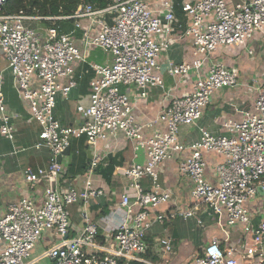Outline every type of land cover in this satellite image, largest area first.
Wrapping results in <instances>:
<instances>
[{"label":"built area","instance_id":"built-area-1","mask_svg":"<svg viewBox=\"0 0 264 264\" xmlns=\"http://www.w3.org/2000/svg\"><path fill=\"white\" fill-rule=\"evenodd\" d=\"M162 14L157 15L150 0H115L103 9L86 4L82 11L63 17H41L2 12L0 0V51L8 61L15 87L28 102L33 119L40 126L37 149L51 151L48 165L23 170L24 180L33 186L46 181L43 201L25 196L0 214V264H154L144 257L148 250L146 236L154 223L164 224L175 217H193L200 205L217 215V226L223 237H213L194 259L195 264H264V212L254 225L250 200L262 195L264 209V83L257 91L255 113H245L241 121L226 120L227 133L213 135L200 128L201 139L190 146L179 140L180 128L197 125L212 94L238 83V69L224 63H209L220 46L245 45L258 32L264 33V0H183L182 12L187 23L181 37L193 47V59L169 64V73L181 79L192 72L198 78L191 92L174 96L153 119L139 123L129 97L121 85L146 90L164 84L159 57L174 41L177 0H159ZM111 13V23L106 15ZM90 18L92 24L83 29L84 43L108 51L113 59L108 64H92L94 78L90 82V103L80 110V123L62 125L55 117L56 97H68L77 85L73 63L85 60L75 44L72 31L61 32L51 26L46 33L26 24L32 20ZM96 25V34L90 31ZM205 75L202 68L208 64ZM69 77L66 85L60 78ZM37 83L38 87H35ZM12 115L0 82V133L14 139ZM157 128L152 134L147 130ZM161 125V127L159 126ZM163 125V126H162ZM122 131L130 141L135 155L143 152L145 163L115 167L130 179V188L117 197L118 222L107 227L115 246L98 240V221L83 212L82 228L72 235L70 208L105 196L103 188L94 185L91 174L102 161L96 151L100 140H107ZM85 138L93 148V157L82 189L60 184L63 166L57 158L71 145L72 139ZM191 153L179 166L180 174L192 183V206L174 212L159 211L172 198L160 182L159 167L175 154ZM217 153L223 161L216 167L218 182L206 178L205 154ZM151 179L153 188L146 191L141 179ZM260 188L263 194L260 193ZM157 212V214H156ZM101 221L106 222V217ZM200 222V220H199ZM241 227L242 243L232 242V230ZM42 239L54 242L32 258L30 251ZM167 251L169 242L163 240ZM121 260L124 262L122 263Z\"/></svg>","mask_w":264,"mask_h":264},{"label":"crops","instance_id":"crops-1","mask_svg":"<svg viewBox=\"0 0 264 264\" xmlns=\"http://www.w3.org/2000/svg\"><path fill=\"white\" fill-rule=\"evenodd\" d=\"M150 3L156 10L157 15L162 14L159 0H150ZM27 22L42 33H46L47 29L51 27L41 20ZM77 22L85 28L92 24L91 19L87 17ZM186 23L185 14L177 11L173 24L175 28L172 35L174 41L170 48L159 57L160 69L157 73L163 77V85H154L148 88L145 97L141 96L142 90L136 86H120L121 92L129 97L139 123L145 124L155 118L172 97L191 92L198 78L197 72H192L183 79L169 73L170 63L178 64L193 59L192 43L181 37ZM97 28L96 25H93L90 33L95 35ZM72 32L75 44L85 60L73 63L75 69L73 78L77 81V85L72 89L69 96L65 97L58 94L56 97L54 115L64 126L79 124L80 110L86 108L90 103V82L94 78L92 64H108L113 59L108 51L97 46H87L84 43L82 28L75 27ZM213 62L224 63L228 67H236L238 69V83L234 87L218 89L212 94L210 103L204 109L197 125H184L180 128L179 140L185 146H190L201 139V127L213 135H223L227 133L223 126L224 121L228 119L241 121L245 118V113L256 112L257 89L264 83V33L258 32L245 45L220 46L210 58L209 63ZM209 63L202 68V75L206 74ZM10 71L8 61L0 51V82L2 83L9 114L12 115L11 122L14 127L13 140H9L0 133V214L6 213L12 203L18 202L25 196H33L39 203L43 201V189L48 183L42 180L30 187L24 180L23 170L28 167L36 168L41 165H48L51 158V151L48 148L37 149L35 147L39 143L40 126L33 119L28 102L21 97L15 87L14 77ZM69 79V77H63L60 78L59 82L61 85H66ZM34 86L38 87L37 83ZM159 126L161 127V125ZM156 128L157 125L150 127L147 130L148 134H152ZM96 151L103 158L99 164L103 163L106 166L112 159H115L113 176L111 181L108 182L98 171V167L90 175L94 185L103 188L106 195L91 200L86 206L78 203L70 208L73 226L72 235H75L82 228L83 212H86L92 220L98 221L100 234L105 239V243H108L109 246H115L113 233H108L107 227L114 226L118 219L116 214H110L117 207V197L126 189L128 190L131 184L130 179L118 172L115 167H121L123 164L145 163L146 157L143 152L135 155L130 141L122 131L107 140H100L97 143ZM93 152L94 150L87 139H72L71 153L64 156L61 162L63 173L60 184L63 187L73 185L78 189L83 188L87 175L90 174L89 168ZM190 153L191 151L188 149L175 154L172 159L159 167L162 188L169 190L172 195L170 202L161 205L159 211L169 213L192 206L190 198L192 183L189 178L180 174L179 171L180 163ZM205 159L207 162L206 178L217 183L219 178L216 167L223 161V156L217 153L205 154ZM141 184L146 191L153 188L152 181L148 177L142 178ZM248 206L253 216L254 225H258L264 212L262 195L250 200ZM105 209L106 213H104ZM198 210L204 218L200 219L199 216L197 221L199 224L205 225L200 229L197 243L194 246L190 241L184 242L177 232L167 227L166 223L157 222L148 230L146 236L148 250L152 251L154 258L157 260L152 261L145 258L154 264L157 261L160 264H195V257L198 256L201 249H204V244H199L201 238L207 239L206 243H208L215 236L223 237L217 222L215 223L212 219L213 214H210L212 210L204 205H200ZM102 217H106V222L101 221ZM163 234H168L171 238H165L166 236H163ZM243 237L244 233L241 227L232 230V242L242 243ZM163 240L169 242L171 250L167 251L165 248L167 252L162 251L160 244ZM4 246V243H0V251ZM169 252L173 258L166 259Z\"/></svg>","mask_w":264,"mask_h":264},{"label":"trees","instance_id":"trees-1","mask_svg":"<svg viewBox=\"0 0 264 264\" xmlns=\"http://www.w3.org/2000/svg\"><path fill=\"white\" fill-rule=\"evenodd\" d=\"M115 0H5L2 12L24 14L29 16L41 17H63L69 16L82 11L86 4H91L95 9H103L112 5ZM183 0H177L176 12L183 13L181 3ZM106 20L111 23V13L106 15ZM42 22L58 27L61 32L69 33L76 27V19H57V20H41ZM115 159H112L106 166L102 163L98 166V171L109 182L113 176V164ZM106 213V209L104 210ZM98 240L105 242V239L99 234ZM203 254V250L199 251L198 255ZM144 257L155 259L152 251L147 250ZM123 263L124 261L121 260ZM134 262H131L133 264Z\"/></svg>","mask_w":264,"mask_h":264},{"label":"rangeland","instance_id":"rangeland-1","mask_svg":"<svg viewBox=\"0 0 264 264\" xmlns=\"http://www.w3.org/2000/svg\"><path fill=\"white\" fill-rule=\"evenodd\" d=\"M26 23H27V25H29L28 22H26ZM11 75H13L12 72H11ZM211 213L213 214L212 219L216 223L217 222V215L212 211L210 212V214ZM199 216H200V219L204 218L202 216V214L200 215V210L197 209L195 216L187 217V218H185L183 216L175 217L173 220L166 222V225L169 229L177 232L178 236L180 238H182L184 242L190 241L192 243V245L194 246V244L197 243L198 235L200 234V229H202L205 225V224H199L198 223L197 220H198ZM163 236H166L165 238L169 237L168 234H163ZM169 238H171V237H169ZM206 242H207V239L201 238L199 241V244H201V245L204 244L203 247H205V245L207 244ZM53 245H54V242H50L48 240L42 239L41 244L36 245V247H34L30 251L31 257L34 258V257L38 256L43 250L48 249V248L52 247ZM160 248L162 249L163 252H167L165 250V245L162 244V241L160 244ZM169 258H173L172 254L170 252H169V254L166 255V259H169ZM156 260L157 259H155V261ZM49 261H50L49 259H45L41 262V264H47ZM179 262H181V261H179ZM155 264H160V263H159V261H157V262H155Z\"/></svg>","mask_w":264,"mask_h":264},{"label":"water","instance_id":"water-1","mask_svg":"<svg viewBox=\"0 0 264 264\" xmlns=\"http://www.w3.org/2000/svg\"><path fill=\"white\" fill-rule=\"evenodd\" d=\"M70 153H71V145L67 146L66 150H65L61 155L58 156V158H57L58 162L61 163L63 157H64V156H67V155H70ZM260 193L263 194L261 188H260Z\"/></svg>","mask_w":264,"mask_h":264}]
</instances>
